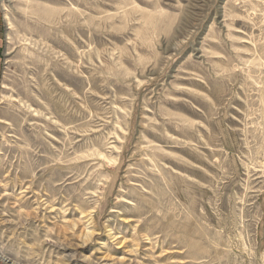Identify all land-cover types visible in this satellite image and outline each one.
I'll return each mask as SVG.
<instances>
[{
  "label": "rangeland",
  "instance_id": "374dc122",
  "mask_svg": "<svg viewBox=\"0 0 264 264\" xmlns=\"http://www.w3.org/2000/svg\"><path fill=\"white\" fill-rule=\"evenodd\" d=\"M0 264H264V0H0Z\"/></svg>",
  "mask_w": 264,
  "mask_h": 264
},
{
  "label": "crops",
  "instance_id": "0c3cea01",
  "mask_svg": "<svg viewBox=\"0 0 264 264\" xmlns=\"http://www.w3.org/2000/svg\"><path fill=\"white\" fill-rule=\"evenodd\" d=\"M1 67H2V57L0 55V78H1ZM0 107H1V84H0Z\"/></svg>",
  "mask_w": 264,
  "mask_h": 264
}]
</instances>
